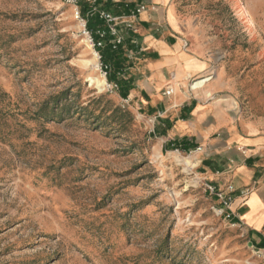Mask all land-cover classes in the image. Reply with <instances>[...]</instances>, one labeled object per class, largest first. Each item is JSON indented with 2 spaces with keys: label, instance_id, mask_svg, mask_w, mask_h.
Masks as SVG:
<instances>
[{
  "label": "rangeland",
  "instance_id": "1",
  "mask_svg": "<svg viewBox=\"0 0 264 264\" xmlns=\"http://www.w3.org/2000/svg\"><path fill=\"white\" fill-rule=\"evenodd\" d=\"M184 3L230 95L264 119V0ZM100 56L66 0H0V264H264Z\"/></svg>",
  "mask_w": 264,
  "mask_h": 264
},
{
  "label": "crops",
  "instance_id": "2",
  "mask_svg": "<svg viewBox=\"0 0 264 264\" xmlns=\"http://www.w3.org/2000/svg\"><path fill=\"white\" fill-rule=\"evenodd\" d=\"M140 5L146 9L128 18L135 31L118 26L128 57L126 77L134 85L122 99L161 137L162 152L191 159L200 180L232 198V221L264 257V119L245 112L230 95L225 60L205 89L188 91L187 78L205 74L216 58L201 31L191 34L184 0L99 1L101 9L117 16ZM169 88L173 92L167 95ZM207 92L215 97L209 99Z\"/></svg>",
  "mask_w": 264,
  "mask_h": 264
},
{
  "label": "built area",
  "instance_id": "3",
  "mask_svg": "<svg viewBox=\"0 0 264 264\" xmlns=\"http://www.w3.org/2000/svg\"><path fill=\"white\" fill-rule=\"evenodd\" d=\"M66 1L74 5L77 18H79L84 23L85 31L89 35L90 40L93 41L97 49L104 47L105 45L104 39L108 34L112 36V40L110 42L114 49H117L118 47L123 46L124 38L122 35L119 34L118 26L123 24L129 30L135 31L133 22L128 20V18L136 17L139 13H141L142 11L146 9L145 5H140L136 8L131 9L128 14H121L117 16V15H113L112 13L106 11L105 9H101L98 5H96V3L100 0H88L93 3V8H92L91 13L95 12L96 14H98L100 19L104 21V28H99L96 32L99 35V40L97 41L94 39L93 35L90 34V31L87 29V19L83 16L81 12V8L79 9V0H66ZM185 47H188V42H185ZM101 68L102 69L104 68L105 74H107L106 70L108 69V66H105L103 63H101ZM216 75H217V67L215 64H213L207 70L205 74L201 76H189L187 78L188 91L190 93H195V92L205 89L207 84L211 82L215 78ZM199 82H203V84L198 85ZM113 87L119 88L116 84H114ZM172 92H173L172 89L169 88L166 90L165 93L167 95H170ZM207 97L209 99H212L215 97V95L211 92H207ZM124 101L126 103H129L128 99H124ZM196 179L199 181V183H202V185L205 187V190L207 192L216 196V198L220 200V206L217 208L218 213L225 215L227 218L232 219V213L231 211H229L232 198L230 196L225 195L223 191L217 190V188L210 182L200 180V178H198L197 176H196Z\"/></svg>",
  "mask_w": 264,
  "mask_h": 264
},
{
  "label": "trees",
  "instance_id": "4",
  "mask_svg": "<svg viewBox=\"0 0 264 264\" xmlns=\"http://www.w3.org/2000/svg\"><path fill=\"white\" fill-rule=\"evenodd\" d=\"M79 6L83 16L87 19V29L92 33L95 40H99L96 33L99 28H104V21L100 19L98 14H89L92 6L87 0H79ZM112 36L108 34L105 39L104 47L98 48L101 54L102 63L108 66L107 78L110 83L116 84L120 88L121 95L126 97L129 91L134 87L130 78H127L126 67H128V57L122 46L114 49L111 45ZM122 112L120 108H116L113 113Z\"/></svg>",
  "mask_w": 264,
  "mask_h": 264
},
{
  "label": "bare ground",
  "instance_id": "5",
  "mask_svg": "<svg viewBox=\"0 0 264 264\" xmlns=\"http://www.w3.org/2000/svg\"><path fill=\"white\" fill-rule=\"evenodd\" d=\"M97 60H98V53L95 51L93 58H91L90 60H87L86 63L87 64H93V65L97 66V63H98ZM91 80L99 88H106L109 85L105 76H94V77H91ZM202 84H203V82L198 83V85H202Z\"/></svg>",
  "mask_w": 264,
  "mask_h": 264
}]
</instances>
